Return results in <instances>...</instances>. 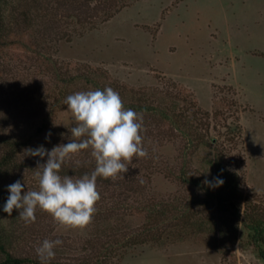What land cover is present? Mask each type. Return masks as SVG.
<instances>
[{"label": "rangeland", "instance_id": "374dc122", "mask_svg": "<svg viewBox=\"0 0 264 264\" xmlns=\"http://www.w3.org/2000/svg\"><path fill=\"white\" fill-rule=\"evenodd\" d=\"M2 1L8 37L0 44V139L31 141L0 176V222L14 238L11 254L40 262L35 249L60 239L49 264L68 262L106 227L66 229L39 210L26 226L18 210L8 216L3 206L15 181L24 191L38 188L33 171L47 157L25 149L50 151L73 139L65 98L111 87L125 109L144 114L143 132L152 137L137 161L157 174L138 181L143 197L168 212L157 242L118 252L111 264H264L242 224L247 212L264 218V0ZM26 11L35 17L32 28L22 22ZM6 149L0 141V158ZM86 151L72 159L92 161ZM216 154L237 176L239 215L204 206L201 190L180 176L212 181ZM120 218L113 227L145 224L143 215ZM217 218L230 223L224 235L211 224Z\"/></svg>", "mask_w": 264, "mask_h": 264}, {"label": "clouds", "instance_id": "9594fccd", "mask_svg": "<svg viewBox=\"0 0 264 264\" xmlns=\"http://www.w3.org/2000/svg\"><path fill=\"white\" fill-rule=\"evenodd\" d=\"M63 103L75 124L70 131L73 139L54 146L50 151L42 146L25 149L27 156L40 157L41 160L47 157L45 163L37 161L33 171L38 188L24 191L25 184L20 180L7 188L9 195L3 212L11 216L14 209L18 210V217L26 226L35 222L37 210L47 213L55 224L66 229L87 226L101 198L97 178L115 179L127 172L134 157L148 155L141 135L143 112L125 109L119 93L111 87L76 92L68 95ZM50 135L46 134V139ZM85 150L95 162L94 170L79 178L61 177L62 165ZM204 183L219 187L223 180L215 178ZM62 243L60 239H45L35 249L41 264H49L55 258L54 249Z\"/></svg>", "mask_w": 264, "mask_h": 264}, {"label": "trees", "instance_id": "16d2710c", "mask_svg": "<svg viewBox=\"0 0 264 264\" xmlns=\"http://www.w3.org/2000/svg\"><path fill=\"white\" fill-rule=\"evenodd\" d=\"M29 1L30 4L37 3V5H41V2L44 0ZM42 4H44V2H42ZM5 7V1L0 0V44L8 37L6 32H4L8 25L5 20ZM88 7H90L89 4L86 5V8ZM30 15L31 13L26 11L22 22L25 23L26 27L32 28L30 27V22L34 20L33 18L35 17L31 19ZM41 19L38 27L41 26L44 28L46 20L44 18V22H42ZM50 21L53 22L52 19H50ZM164 111L163 108H160V114L163 116V119H168L166 116L167 113H164ZM46 125V123H42V127L38 128L40 134L43 132V128H45ZM141 135L144 137L143 144H146L147 140L152 137L151 132L147 133L142 131ZM69 140H71V138L65 143H68ZM0 141L7 147L6 153L0 158V176L5 178L11 166L16 163L15 156L17 153L21 148L30 145L31 141L27 139L21 142L7 138L0 139ZM144 147L149 152V148L145 145ZM86 153L89 155V151H86L84 156ZM149 155H151V153ZM222 159L223 157L221 155L216 154L211 164L212 181L215 178L223 180V184L219 187H210L208 184H201L199 181L190 180L183 171L180 176L185 182H189L201 190L203 193L204 206L214 209L215 212L219 214H225L226 211H231L239 215L240 208L236 205L237 200H239L241 196L238 179L234 173L226 169L222 163ZM137 160L138 159L134 157L131 164L128 166L127 172L117 176L115 179L97 178L96 185L101 198L95 205L96 211L90 224L98 226L100 223H103L106 224V227L102 229L103 231L98 233V237L86 242V246L82 248V251L79 253L80 257L78 256V258L68 262L58 260L51 264H111L112 258L118 252H122L128 248L133 249L136 246L157 242L156 240L161 236V234L158 235V229H160V225L165 222L168 212L161 204L150 202L146 196L145 198L143 197L138 175H141L139 177H145L148 183L151 181L153 175L157 174V169L148 162L141 163ZM94 168V161L85 159L78 161L77 159H72L66 161L62 165L59 175H61V177L69 175L79 178L85 174H90ZM140 172L146 174L143 173L142 175ZM247 213L244 215L245 217H243V227L248 232V236L251 239L258 258L264 260V218L255 213L253 214L250 212L248 215ZM127 215H130L132 218H138L139 215H143L145 224L140 225L142 227L135 231H129L128 228L113 227V221L117 222L120 217V221H122ZM211 224L220 235H224L228 227H230L228 221L219 218L212 221ZM13 241L14 238L12 233L6 230L0 222V253L2 255L0 264H41L32 258L13 256L9 251L13 246Z\"/></svg>", "mask_w": 264, "mask_h": 264}]
</instances>
